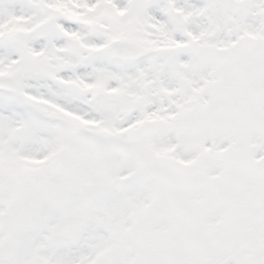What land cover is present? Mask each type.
<instances>
[{
  "label": "snow or ice",
  "instance_id": "obj_1",
  "mask_svg": "<svg viewBox=\"0 0 264 264\" xmlns=\"http://www.w3.org/2000/svg\"><path fill=\"white\" fill-rule=\"evenodd\" d=\"M0 264H264V0H0Z\"/></svg>",
  "mask_w": 264,
  "mask_h": 264
}]
</instances>
